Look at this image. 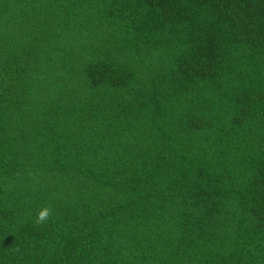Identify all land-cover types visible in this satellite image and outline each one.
Returning <instances> with one entry per match:
<instances>
[{"label":"trees","instance_id":"trees-1","mask_svg":"<svg viewBox=\"0 0 264 264\" xmlns=\"http://www.w3.org/2000/svg\"><path fill=\"white\" fill-rule=\"evenodd\" d=\"M0 264H264V0H0Z\"/></svg>","mask_w":264,"mask_h":264},{"label":"clouds","instance_id":"clouds-1","mask_svg":"<svg viewBox=\"0 0 264 264\" xmlns=\"http://www.w3.org/2000/svg\"><path fill=\"white\" fill-rule=\"evenodd\" d=\"M52 215V209L50 206H41L36 214L35 223L37 225L44 224L48 221Z\"/></svg>","mask_w":264,"mask_h":264}]
</instances>
